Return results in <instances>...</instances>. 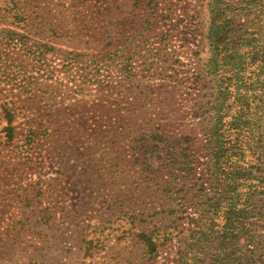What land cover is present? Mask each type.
Listing matches in <instances>:
<instances>
[{"label":"rangeland","instance_id":"rangeland-1","mask_svg":"<svg viewBox=\"0 0 264 264\" xmlns=\"http://www.w3.org/2000/svg\"><path fill=\"white\" fill-rule=\"evenodd\" d=\"M3 29L0 264H264V0H0Z\"/></svg>","mask_w":264,"mask_h":264},{"label":"trees","instance_id":"trees-1","mask_svg":"<svg viewBox=\"0 0 264 264\" xmlns=\"http://www.w3.org/2000/svg\"><path fill=\"white\" fill-rule=\"evenodd\" d=\"M21 19L22 18H17V20H21ZM22 37H23L22 34H18L16 31H13V30L3 29L2 31H0V38L2 39L4 38L5 41L8 42V44L10 42L15 43L18 41V39H21ZM33 47L35 51H37L36 52L37 54H39L40 52V56H43L44 52L50 49L49 45L44 44V43L36 47L35 46ZM41 48H44L45 51H43ZM32 49L33 48H28L27 51L32 50ZM2 63L4 62L1 61L0 64ZM0 107H1V112L3 113V117L5 120V125L1 128V130L5 132L8 138V141H11L15 133L14 126L12 124L14 115H13V112L9 110L7 107H5L4 105H1ZM215 128L214 130H209V132L207 133V138L211 140V141L209 140L208 142L213 151L212 153L213 165L212 166H213V173L216 178V176H219L225 172V167H223L220 160L224 159L227 165H230V164H229L228 156H226V154L224 153L225 148L223 147L222 142H221L222 138H220L219 134L217 133V129ZM28 132L32 134L33 130L28 129ZM239 171L240 169L234 168L230 170V174H228L230 182L226 186L227 198L224 200L225 209L222 211V214H221L222 224L220 225V236H219L222 244L224 241L228 239L236 238L238 233L244 229L243 222L241 221V218L239 216L240 211H237L235 209L237 205V201H238L236 200L238 194L235 192L236 187H237V184H236L237 177H235V175H237ZM206 205H208L212 210L208 211L207 214L202 215L198 219V221L194 224V228L196 229L193 230L192 238L194 239L195 243L208 240L209 237L207 236V234L213 232V227L215 225H219L216 222V218L219 217V214L217 212L214 215V213H215V210L220 207V203L215 201V202H211L210 204L208 202L206 203ZM137 239L140 243H142L146 247L149 254L156 255V251H155L156 244L152 240V233H144V232L138 233ZM183 252L184 251H182V253ZM179 259H181L179 260V262L181 261V264H189L187 261L183 260L182 254L179 255Z\"/></svg>","mask_w":264,"mask_h":264}]
</instances>
